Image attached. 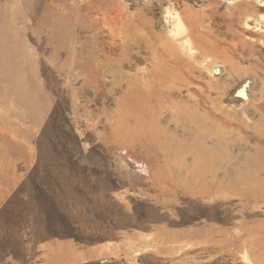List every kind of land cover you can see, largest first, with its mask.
Instances as JSON below:
<instances>
[{
	"label": "rangeland",
	"instance_id": "374dc122",
	"mask_svg": "<svg viewBox=\"0 0 264 264\" xmlns=\"http://www.w3.org/2000/svg\"><path fill=\"white\" fill-rule=\"evenodd\" d=\"M0 264H264V0H0Z\"/></svg>",
	"mask_w": 264,
	"mask_h": 264
},
{
	"label": "bare ground",
	"instance_id": "6f19581e",
	"mask_svg": "<svg viewBox=\"0 0 264 264\" xmlns=\"http://www.w3.org/2000/svg\"><path fill=\"white\" fill-rule=\"evenodd\" d=\"M238 96H242V95H246V85L245 86H242L239 91H238Z\"/></svg>",
	"mask_w": 264,
	"mask_h": 264
}]
</instances>
